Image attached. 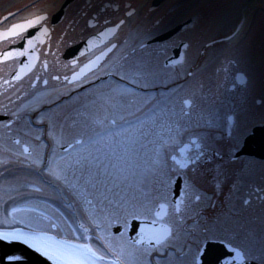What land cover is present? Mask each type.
I'll return each mask as SVG.
<instances>
[{
    "label": "flooded vegetation",
    "instance_id": "obj_1",
    "mask_svg": "<svg viewBox=\"0 0 264 264\" xmlns=\"http://www.w3.org/2000/svg\"><path fill=\"white\" fill-rule=\"evenodd\" d=\"M18 2L0 234L90 244L92 264H264V0Z\"/></svg>",
    "mask_w": 264,
    "mask_h": 264
},
{
    "label": "snow or ice",
    "instance_id": "obj_2",
    "mask_svg": "<svg viewBox=\"0 0 264 264\" xmlns=\"http://www.w3.org/2000/svg\"><path fill=\"white\" fill-rule=\"evenodd\" d=\"M112 123L115 124L116 122L113 121ZM181 151H183V149ZM159 159L160 157H158V160ZM172 159L175 160L176 157L173 156ZM192 162L193 160L191 158H188L184 161H178V163L180 164V167L182 168L187 167ZM49 171L52 172L54 176L59 177L60 175L57 171L51 168L49 169ZM197 199H199L198 196H197ZM164 207H165L164 204L160 205V208H164ZM175 211L176 212L181 211L179 205H176ZM140 215L147 216L148 215L147 210L140 213ZM155 215L159 217L161 216V213L157 212L155 213ZM156 223H157L156 220L151 221L152 225ZM53 227H55V225H53ZM81 227H83V225H81ZM166 231L170 235L171 227H168ZM2 235H3V238L6 240L23 239L25 243H31L32 247L37 248L38 251H42L46 256L50 255V251L54 250L55 258L57 259L58 264H92V258L97 257L98 255L97 252L91 247L90 244H86V243L78 244V243H72L70 241H64V240L57 241L56 246L53 249L51 245L45 243L46 241L52 239V237L47 236L45 233H39L35 235H27V234L14 235V234H9V233H4ZM137 243H140V241H137ZM234 251H237V254H239L238 250L234 249ZM99 259H105V257L99 256Z\"/></svg>",
    "mask_w": 264,
    "mask_h": 264
},
{
    "label": "water",
    "instance_id": "obj_3",
    "mask_svg": "<svg viewBox=\"0 0 264 264\" xmlns=\"http://www.w3.org/2000/svg\"><path fill=\"white\" fill-rule=\"evenodd\" d=\"M148 225H151V223ZM163 236H165V234H161V237L159 235L157 238H163ZM147 238H149V236L131 235V240L135 242H149ZM57 239L58 241H68L62 238ZM49 245L53 246L55 244ZM0 264H58V261L54 254L50 253V255L46 256L42 251H38L37 248L32 247L31 243H25L23 239L6 240L3 238V235L0 234ZM214 264L227 263L215 262Z\"/></svg>",
    "mask_w": 264,
    "mask_h": 264
},
{
    "label": "rangeland",
    "instance_id": "obj_4",
    "mask_svg": "<svg viewBox=\"0 0 264 264\" xmlns=\"http://www.w3.org/2000/svg\"><path fill=\"white\" fill-rule=\"evenodd\" d=\"M17 1V2H16ZM20 2H18V0H0V7H2L3 9H9V8H11V9H14L15 7H18L20 4H19ZM10 4H11V6H10ZM8 6H10V7H8ZM45 206V207H44ZM49 206H52L53 208H55V207H57L58 208V210H60V206H61V204H47V203H43L42 204V209L43 210H45V208H48ZM50 208V207H49ZM54 246H56V244L55 245H53V247Z\"/></svg>",
    "mask_w": 264,
    "mask_h": 264
},
{
    "label": "bare ground",
    "instance_id": "obj_5",
    "mask_svg": "<svg viewBox=\"0 0 264 264\" xmlns=\"http://www.w3.org/2000/svg\"><path fill=\"white\" fill-rule=\"evenodd\" d=\"M53 247V246H52ZM55 248V246L53 247V249ZM50 253H52V254H54L55 255V251L54 250H52V251H50Z\"/></svg>",
    "mask_w": 264,
    "mask_h": 264
}]
</instances>
